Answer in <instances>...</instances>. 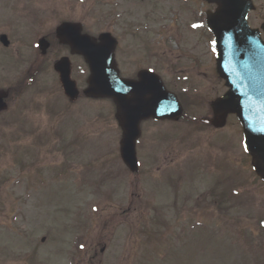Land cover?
I'll return each mask as SVG.
<instances>
[{"label":"rangeland","instance_id":"1","mask_svg":"<svg viewBox=\"0 0 264 264\" xmlns=\"http://www.w3.org/2000/svg\"><path fill=\"white\" fill-rule=\"evenodd\" d=\"M153 1L141 0L136 8L133 0H9V9L0 10V33L8 34L11 41L8 49L0 46V90L17 88L27 76L33 47L24 42H33L36 35L50 36L62 19L80 21L84 32L92 36L111 32L123 49L125 44L152 46L157 70L185 103L186 120L197 122L144 125L142 157L171 153L182 160L181 166L202 174H209L204 159L211 158L208 167L215 171L211 175L219 177L217 191L211 186L214 176L187 185L190 198L185 210L176 206V232L183 241L181 246L166 241V222L152 228L143 219L155 216L157 210L161 216L168 215L164 199L150 197L143 182L133 189L131 198L123 174L111 180L112 168L106 159L118 153L120 132L112 126L109 103L65 104L52 63L68 52L51 49L41 70L0 116V264H24L25 259L32 264L28 255L32 251L42 256L44 264H89L93 251L98 253L94 264H264V187H249L254 182L249 175L247 187L230 196L244 181V172L238 171L244 169L243 162L248 168L241 145L232 142L237 138L240 143L241 129L234 117L220 131L203 122L211 119L209 104L226 91L224 84L214 76L191 83L183 78L186 65L176 60L186 44L180 5L177 0H156L154 8ZM257 4L260 8L261 1ZM31 13L42 15L43 24L32 35L25 18ZM165 24L170 26V38L163 33ZM131 30L135 38L125 37ZM163 44H169L173 52L171 73L163 64ZM129 52L139 59L146 53L141 48ZM202 56L205 71L210 58L205 45ZM71 62L82 90L86 69L77 58ZM187 95L192 96L191 103ZM139 148L138 144L141 157ZM115 171L120 172L118 166ZM196 177L188 172L186 183ZM236 204L245 210L235 208ZM79 237L84 247L81 258L72 246ZM103 246L105 252L100 255Z\"/></svg>","mask_w":264,"mask_h":264},{"label":"water","instance_id":"2","mask_svg":"<svg viewBox=\"0 0 264 264\" xmlns=\"http://www.w3.org/2000/svg\"><path fill=\"white\" fill-rule=\"evenodd\" d=\"M237 7L238 3L234 8L237 10L232 11L234 20L227 27H220L214 20L210 23L216 36L219 63L225 64L228 59L234 61L236 65L234 75L237 77L234 78L230 70H227L226 85L230 87V90L224 97L212 103L211 107L214 113L212 124L215 127H222L227 114L235 113L243 126L245 137L251 136L261 139L264 138V47L254 33L250 31L246 37L242 38L237 34L233 38L223 37L224 33L245 29L244 23L240 21V16L244 14V10ZM229 11L230 8L226 7V12ZM57 37L61 43L69 44L73 53L83 55L90 65L92 74L88 81L89 87L84 92L85 95L96 98L112 97L116 101L119 109L117 118L123 124L121 154L127 165L134 168L133 144L139 135V123L149 117L178 119L177 117L181 114L180 107H177V111L174 109L172 103L175 102V99L162 91L157 79L155 80L159 86L154 88L155 95L152 94L145 98L142 93L135 92L136 96L132 99L133 104L126 106L124 95H120L118 92L117 74L112 66V53L116 42L108 35L100 36V43L97 44L95 39L81 34L80 26L64 24L57 30ZM230 39L233 44L230 43ZM240 47L242 49L245 47L246 51L241 50ZM45 48L46 45H44L43 50ZM96 51L100 53L97 54ZM236 54L238 55L235 56ZM249 63H251V71L244 67L245 64ZM56 66L65 94L71 100L75 99L77 92L74 83L69 79V65L66 61H61ZM145 78L148 80L147 77ZM134 89V87H129L130 91ZM164 99L171 102L168 103V108L163 103H156V101ZM2 108L4 106L0 98V109ZM126 110L131 113L137 112L136 119H121L120 114ZM251 144H254V140ZM262 144H264V139ZM263 160L264 151L254 152L253 167L257 174L264 179V168L260 165Z\"/></svg>","mask_w":264,"mask_h":264},{"label":"flooded vegetation","instance_id":"3","mask_svg":"<svg viewBox=\"0 0 264 264\" xmlns=\"http://www.w3.org/2000/svg\"><path fill=\"white\" fill-rule=\"evenodd\" d=\"M185 4H186L185 21L186 22H195L197 28H202V25H203V13H202L203 2L201 0H186ZM192 55H196V53L190 52V54L187 55V58L194 61L195 58ZM195 67H196V64H195Z\"/></svg>","mask_w":264,"mask_h":264},{"label":"snow or ice","instance_id":"4","mask_svg":"<svg viewBox=\"0 0 264 264\" xmlns=\"http://www.w3.org/2000/svg\"><path fill=\"white\" fill-rule=\"evenodd\" d=\"M245 150H247V149H245Z\"/></svg>","mask_w":264,"mask_h":264}]
</instances>
